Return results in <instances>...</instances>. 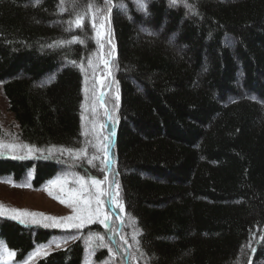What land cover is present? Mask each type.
<instances>
[{
    "label": "trees",
    "instance_id": "16d2710c",
    "mask_svg": "<svg viewBox=\"0 0 264 264\" xmlns=\"http://www.w3.org/2000/svg\"><path fill=\"white\" fill-rule=\"evenodd\" d=\"M180 1L140 0L141 8L137 0H80L103 9L98 23L110 10L97 44L90 23L66 31L69 0L64 12L63 0H0V85L20 145L31 149L0 158V180L33 190L64 175L103 182L108 132L99 96L108 71L96 58L108 60L110 30L118 97L112 155L129 264H257L264 260V0H183L190 13ZM74 37L83 42L67 43ZM108 230L93 223L56 231L0 217V242L16 264L53 240L70 244L35 264H83L87 255L122 264L112 257L119 238Z\"/></svg>",
    "mask_w": 264,
    "mask_h": 264
},
{
    "label": "rangeland",
    "instance_id": "374dc122",
    "mask_svg": "<svg viewBox=\"0 0 264 264\" xmlns=\"http://www.w3.org/2000/svg\"><path fill=\"white\" fill-rule=\"evenodd\" d=\"M69 7L71 8V0ZM210 1H217V0H210ZM221 3L225 2H232L233 0H224L220 1ZM235 1V0H234ZM180 5L185 7L187 13H190L189 8H187L186 2L183 0L180 1ZM58 23V22H57ZM137 33H142V28H137ZM150 31V34L157 35V33ZM163 31V30H162ZM160 31V32H162ZM159 35V33H158ZM112 41V38L109 40V43ZM108 54H111L110 60L113 56L112 50L110 49V52ZM111 74L109 75L107 73V77H111ZM110 77L108 78V84H105L104 86L107 88L110 83ZM105 79V78H104ZM237 79V78H236ZM44 79L41 81V83H44ZM240 81L237 79V82L234 84L235 89L240 90ZM238 83V84H237ZM239 86V88H238ZM104 87V88H105ZM105 88V89H106ZM112 91H110L106 98V104L103 105L100 103L101 108L104 110V125L108 122V127L111 131L115 129V116L114 111L117 105V94L115 90L114 82L112 81ZM103 90V89H102ZM104 93V92H102ZM104 97V98H105ZM101 98L103 96L101 95ZM108 101H110L108 106ZM107 119V121H106ZM106 135V134H105ZM0 139L5 140L7 142L8 140H12L17 145H20L19 139H18V127L15 123L11 113L8 110V104L7 101L3 95L2 92V86L0 85ZM106 143H107V150H111L112 146V138L111 135H106ZM17 150H20V146L16 147L15 149H8V148H0V156L7 157V158H14L16 157ZM108 151V153H109ZM107 159L111 160L114 159L113 155L107 154ZM112 168V170H111ZM108 170H110V175L106 177L104 183L100 182L99 184H92L91 180L84 181L82 179H74L73 177H59L54 181H57V183H51L48 184L47 187H45L42 190H31L27 186H16L13 184L10 180H0V205L3 206L4 210V217H9V211L11 209H18L21 211H26L28 213H39L43 214V216H25V215H19L17 216V220L22 221L24 223H27L29 225L33 226H42L47 224V228H53L57 230H65V229H82L83 227L92 224L97 223L100 224L102 227L108 229H111L114 232V229L111 228V225L115 223V220L113 219V216L109 212V207H111L115 213L119 216L121 219L123 215V211L119 207H116L113 203L114 200H119L118 189H117V183L115 184V174H114V164L108 165ZM113 171V172H112ZM33 176V170H30L28 172V179H31ZM51 193V195H49ZM63 201V203L61 202ZM97 208L100 209V215L97 217L95 215ZM92 214V220L90 221L88 219L89 215ZM107 214L109 219L105 224H101L100 220L103 219V216ZM73 217L74 219L71 221H63L60 223L59 226H54L52 221L45 220L43 217ZM78 224L79 227H73L72 225ZM110 233V230H108ZM117 234V233H116ZM119 235V242L117 244V238H116V246L115 241H110L113 246V258L116 257H122V260L124 261L122 264H129V258L128 255L125 256L126 253V246L125 242L123 241L121 234ZM115 236V232H114ZM116 237V236H115ZM258 239H254V247L252 249V254L256 257V245L258 244ZM260 242V241H259ZM68 243H63L62 241L55 240L45 246H38L36 249L32 252L30 257H28L24 262L19 264H35L36 261L39 258H42L43 256L47 255L48 253L64 248ZM264 246V245H263ZM5 247V246H3ZM6 248V247H5ZM117 252V250H119ZM7 249V248H6ZM39 250V251H38ZM11 250L7 249V252L4 254H0V264H16L14 262L15 254ZM124 254V257L122 256ZM260 254V253H259ZM262 257L259 256L257 259V264H264V260L260 259ZM18 264V263H17ZM84 264H94L92 261V257L90 255H87L84 261Z\"/></svg>",
    "mask_w": 264,
    "mask_h": 264
},
{
    "label": "snow or ice",
    "instance_id": "6c2138e0",
    "mask_svg": "<svg viewBox=\"0 0 264 264\" xmlns=\"http://www.w3.org/2000/svg\"><path fill=\"white\" fill-rule=\"evenodd\" d=\"M38 2V0H37ZM65 3L66 0H63L62 4L60 5V11L64 12L66 11V7H65ZM137 5L138 7H143V5L140 3V0H137ZM71 9L73 11L74 14V18L71 19L68 23H69V29H66V31L71 30L72 28H76V29H81L83 28L85 23H90L91 27L93 29L94 32V39L96 40L97 44H100V42L102 41L105 32H104V28H105V24L107 23V21L105 23H98L99 20H101L103 18V9L96 7L94 4L92 3H88L86 7H81L80 6V0H71ZM116 7H119L121 9H123L125 6L123 5V3L119 4V5H115ZM109 19H110V10H109ZM83 42V40H81L78 37H74L73 40L71 41H67V43L71 44V43H76V42ZM96 59L99 60L100 63H103L105 68L108 70V74H111V66L110 63L107 59H105L103 56H98ZM89 67L93 68V70H95L96 67V61L93 59H90L88 61ZM97 83H101L100 80H97ZM24 147V148H29L28 145H17L16 143H14L12 140H8L7 142H5V140L0 139V148H8V149H15L16 147ZM93 146H97V145H93ZM103 151L107 152V148L106 146L103 147L102 149ZM29 151H31V149L29 148ZM62 151H64L62 149ZM108 159H105V165L107 164ZM92 184H99L100 182L98 180L93 179ZM53 183H57V181H53ZM49 195H51V193H49ZM118 195V193H117ZM63 203V201H61ZM114 205L116 207H119L121 209V211H123V203L122 201L119 200H114L113 201ZM9 211V218L15 219L17 218V216L19 215H25V216H32V217H36V216H43V214H39V213H28L26 211H21L18 209H11L8 210ZM4 210H3V206L0 205V215H4ZM95 215L97 217H99L100 215V209L97 208ZM43 219L45 220H49L53 222L54 226H59L61 222L67 220V221H71L74 218L73 217H61V218H57V217H43ZM88 219L91 221L92 220V214L89 215ZM109 217L107 214H105L103 216V219L100 220L101 224H105L107 223ZM45 227H47L48 225L45 224ZM73 227H79L80 225L78 224H74L72 225ZM96 239H100L99 237H96ZM91 242V241H90ZM99 246L103 247V243H101ZM39 251V250H38ZM7 252V249L5 247H3L2 242H0V254H4ZM14 255V254H13Z\"/></svg>",
    "mask_w": 264,
    "mask_h": 264
}]
</instances>
